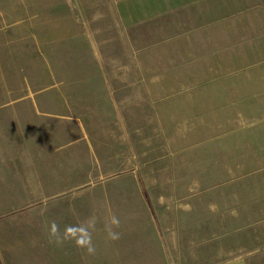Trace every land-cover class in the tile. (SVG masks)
Masks as SVG:
<instances>
[{
    "label": "rangeland",
    "instance_id": "obj_1",
    "mask_svg": "<svg viewBox=\"0 0 264 264\" xmlns=\"http://www.w3.org/2000/svg\"><path fill=\"white\" fill-rule=\"evenodd\" d=\"M109 5L110 0H0V104L24 94L26 85L70 84L75 73H95L96 79L84 76V83L100 82L104 74L111 82L134 84L140 68L141 83L157 85L156 90L125 94L139 97L128 101L127 111L129 126L137 128L132 135L142 162L145 196L152 201L148 210L154 211L158 201L160 231L189 223L201 232L200 238L191 237L187 259L172 264H264V49L226 64L234 65L236 72L218 75L225 83L239 84L237 76L253 73L255 82L246 85L248 91L200 93L194 91L196 86L210 78L202 76L197 62L200 39H127L124 44L119 43L122 39L82 35L48 39L40 31L79 24L89 16L91 23L102 25L94 17ZM255 16L264 19V13ZM259 32L256 29V35ZM134 40L145 52L159 41L155 52L168 54L169 59L153 61L157 82L150 75L148 56L141 65L127 58ZM166 64L179 68L171 70ZM259 91L260 96L254 95ZM155 99L159 101L152 102ZM133 117L141 121L134 123ZM14 137L13 123L0 113V264H55L56 246H70V239L59 245L50 240V221L55 220L60 230L63 221L51 218H60L54 210L49 213L37 203L25 202L39 198L37 172L31 171L38 164L29 155L14 161L20 147ZM146 220L136 221L142 235L152 225ZM119 239L126 255L136 257L132 264H149L140 253L151 248L149 237L137 238L144 249L126 244L125 237ZM119 239L111 243L117 253L122 248Z\"/></svg>",
    "mask_w": 264,
    "mask_h": 264
},
{
    "label": "crops",
    "instance_id": "obj_2",
    "mask_svg": "<svg viewBox=\"0 0 264 264\" xmlns=\"http://www.w3.org/2000/svg\"><path fill=\"white\" fill-rule=\"evenodd\" d=\"M258 13H264V4H256V0H110V5L94 17L102 20V25L91 23L89 16L88 21L79 24L76 21L74 25L40 31H45L48 39H78L82 35L83 39H122L119 43L127 39H200L197 62L202 65V76L210 78L202 79L194 91H248L246 85L255 82L253 73L237 76L241 84L225 83L218 75L236 72L231 69L234 65L226 64L264 49V19L256 20ZM256 29L260 31L257 35ZM132 44L127 58L140 60L141 65V59L148 56L150 75H155L157 82L158 67H154L153 61L169 59L168 54L155 52L159 41L151 45L149 52L137 48L135 40ZM166 68L176 70L179 65L166 64ZM139 69L134 84L123 80L111 82L104 74L100 82L84 83L85 77H95V73H73L70 84L26 85L24 94L0 104V113L13 123L14 139L20 146L14 153V161H19L20 155H29L33 162L37 160L38 167L31 171L37 172L39 198L25 202L37 203L49 213L54 210L60 218H51L63 221L62 232L67 225L95 221L91 230L95 253L89 254L70 240V246H56L55 264L136 263V257L124 252L123 240L119 239L120 252L111 248L107 228L113 216L119 220V228L113 230H119L126 244L143 247L142 240L137 238H150L151 248L140 250L149 264L186 260L194 243L191 237H201V232L193 230L189 223L160 231L158 201L154 203V211L148 210L152 201L145 196L146 184L140 176L142 162L134 146L136 137L132 135L137 128L129 126L127 111L128 101L139 97L136 94L128 97L125 93H152L157 85L144 87ZM217 69L222 70L208 75ZM133 121L141 120L133 117ZM187 217L184 215V219ZM142 219H147L146 225L152 221L153 226L145 229L146 235H142V225L136 223ZM176 220L183 217L177 216ZM42 249L39 247V251Z\"/></svg>",
    "mask_w": 264,
    "mask_h": 264
},
{
    "label": "clouds",
    "instance_id": "obj_3",
    "mask_svg": "<svg viewBox=\"0 0 264 264\" xmlns=\"http://www.w3.org/2000/svg\"><path fill=\"white\" fill-rule=\"evenodd\" d=\"M95 227V221L89 222L87 225H67L63 232L55 220L49 224V238L56 244H63L66 240H73L77 247L86 249L89 254L95 253V245L92 242V231ZM119 227V220L113 216L107 228L108 239L118 240L120 233L113 229Z\"/></svg>",
    "mask_w": 264,
    "mask_h": 264
}]
</instances>
